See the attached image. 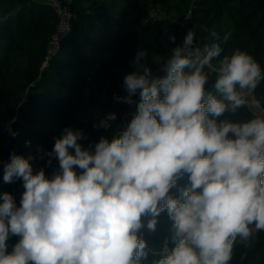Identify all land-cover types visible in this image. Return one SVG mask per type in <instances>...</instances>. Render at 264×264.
<instances>
[{"label": "clouds", "instance_id": "9594fccd", "mask_svg": "<svg viewBox=\"0 0 264 264\" xmlns=\"http://www.w3.org/2000/svg\"><path fill=\"white\" fill-rule=\"evenodd\" d=\"M212 36L201 47L189 30L160 63L162 76L138 51L123 80L127 95L115 98L135 105L130 122L88 147L82 130L65 127L44 152L48 166L58 161L51 178L43 168L33 173L32 157L11 154L3 181L22 179L24 192L19 206L0 196V264H142L143 218L155 231L165 211L174 247L153 251L151 264H230L237 243L264 232V116L249 100L264 71L239 48L221 55L231 31ZM241 108L252 118H229ZM116 119L108 113L94 127L108 130ZM185 174L189 184L178 186Z\"/></svg>", "mask_w": 264, "mask_h": 264}, {"label": "trees", "instance_id": "16d2710c", "mask_svg": "<svg viewBox=\"0 0 264 264\" xmlns=\"http://www.w3.org/2000/svg\"><path fill=\"white\" fill-rule=\"evenodd\" d=\"M69 2L74 13L71 31L59 50L47 61L46 54L58 15L47 2L37 0H0V196L10 193L17 206L23 181H3L4 166L11 154L32 157L35 174L41 168L51 178L58 161L46 164L44 152L51 151L65 127L80 129L84 147L101 136L112 137L117 127H126L135 105L115 98L127 95L123 88L126 74L133 72L138 51H146V63L154 75L162 76L163 63L176 46H181L189 30L196 33L199 46L215 41L212 33L223 36L231 31L228 44L221 45L223 55L239 48L249 53L264 71V0H61ZM151 9L160 18L151 16ZM176 37L173 42L170 37ZM214 77L208 89L212 90ZM253 98L264 109V80ZM138 100V96L134 97ZM100 105L93 122H84L83 111ZM117 119L108 130L94 127L106 114ZM17 133H9L8 122ZM233 120L247 121L252 112L241 108ZM30 142V143H29ZM189 184L188 174L178 186ZM172 194L178 196L176 189ZM2 202V199H0ZM151 216L143 218L145 227L139 235L146 241L151 264L159 251L174 247L172 221L167 212L156 217L155 231L147 229ZM8 240V250L18 241ZM230 264H264V232H259L248 246L237 243Z\"/></svg>", "mask_w": 264, "mask_h": 264}, {"label": "built area", "instance_id": "2783aa9c", "mask_svg": "<svg viewBox=\"0 0 264 264\" xmlns=\"http://www.w3.org/2000/svg\"><path fill=\"white\" fill-rule=\"evenodd\" d=\"M44 1L49 3L55 10L58 15V21L55 27L53 34L51 35L49 41V47L46 54V60L43 63L44 65L47 61L59 50L61 43L68 36L71 31L72 19L74 18V13L69 5V2H64L61 0H37ZM151 16L158 19L160 15L153 9L150 12ZM19 191H24V188L20 186ZM18 205H20V199L18 200Z\"/></svg>", "mask_w": 264, "mask_h": 264}, {"label": "rangeland", "instance_id": "374dc122", "mask_svg": "<svg viewBox=\"0 0 264 264\" xmlns=\"http://www.w3.org/2000/svg\"><path fill=\"white\" fill-rule=\"evenodd\" d=\"M253 99V97H249V100L251 101ZM101 108L100 105L97 104L96 106H89L88 108H86L83 113H82V119L84 122H93L96 120V118L98 117V115L100 114ZM254 111L259 114L264 116V109H254Z\"/></svg>", "mask_w": 264, "mask_h": 264}]
</instances>
